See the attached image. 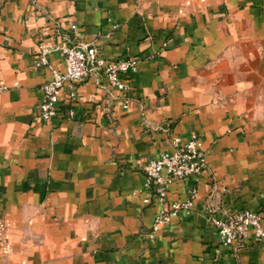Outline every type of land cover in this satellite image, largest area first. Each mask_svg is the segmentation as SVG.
Instances as JSON below:
<instances>
[{
  "label": "crops",
  "instance_id": "0c3cea01",
  "mask_svg": "<svg viewBox=\"0 0 264 264\" xmlns=\"http://www.w3.org/2000/svg\"><path fill=\"white\" fill-rule=\"evenodd\" d=\"M39 44L139 64L125 91L97 71L74 101L65 87L45 122L41 88L67 63L35 69ZM193 132L206 168L165 202L195 186L192 211L150 240L164 206L143 167ZM242 210L264 229V0H0V264H264L252 234L224 247L208 223Z\"/></svg>",
  "mask_w": 264,
  "mask_h": 264
},
{
  "label": "built area",
  "instance_id": "2783aa9c",
  "mask_svg": "<svg viewBox=\"0 0 264 264\" xmlns=\"http://www.w3.org/2000/svg\"><path fill=\"white\" fill-rule=\"evenodd\" d=\"M76 29V26L72 27ZM59 51L65 58L67 66L64 72L53 70L50 81L42 86L43 99L37 111L42 121H52L57 114L60 96L65 87L69 89V98H76V87L84 82L91 71L103 72L109 86L118 90H127L120 80V74L136 72L139 64L137 58L119 59L109 61L99 55L98 50L87 44L46 46L38 45V54L34 68L39 69L49 66V56ZM76 113L70 111L69 119H74ZM175 150L171 153H161L157 158L149 159L143 167V190L149 191L163 204V209L158 213L152 224V231L148 235L150 240L155 238L156 232L169 223L180 212L189 214L192 211L197 189L190 186L186 198L166 207L165 202L170 186L191 177L199 176L207 165L206 154L202 149V141L195 132L186 140L181 137L173 139ZM150 199L144 200V205ZM209 225L217 231L218 238L224 247H231L237 241L248 238L252 234L255 241L264 245V229L262 216L247 210L236 212L227 218H218L210 214L207 217ZM0 244L5 250L10 249L4 224L0 221Z\"/></svg>",
  "mask_w": 264,
  "mask_h": 264
}]
</instances>
